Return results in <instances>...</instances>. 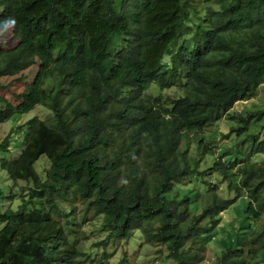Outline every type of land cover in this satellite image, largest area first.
I'll use <instances>...</instances> for the list:
<instances>
[{"label": "trees", "instance_id": "16d2710c", "mask_svg": "<svg viewBox=\"0 0 264 264\" xmlns=\"http://www.w3.org/2000/svg\"><path fill=\"white\" fill-rule=\"evenodd\" d=\"M7 26L0 79L37 68L16 105L0 96V123L49 115L17 126L15 156L12 131L0 140L20 193L0 213V264H137L124 249L137 230L175 264H202L208 247L216 264L260 263L264 102L234 106L264 84V0H0ZM223 117L222 137L206 136ZM240 198L248 222L230 217L222 237Z\"/></svg>", "mask_w": 264, "mask_h": 264}, {"label": "rangeland", "instance_id": "374dc122", "mask_svg": "<svg viewBox=\"0 0 264 264\" xmlns=\"http://www.w3.org/2000/svg\"><path fill=\"white\" fill-rule=\"evenodd\" d=\"M16 45V39L13 37L12 34V28L10 26H7L6 28L0 30V47L4 48H11ZM37 68V63L33 64L31 67L23 70L20 73H17L12 76H3L0 79L1 82V88H0V96L6 99L8 102L12 104H17L18 100L15 98V95L18 93H21L27 83L31 82L34 78L35 72ZM160 91L159 87L156 84H152L151 87L146 90V93H149L151 95H156ZM164 93H170L174 94L176 91L174 89H167L163 91ZM264 102V84L261 85L256 93V95L249 100L246 101H240L237 102L234 106V110H240L243 106H250L253 104L261 106ZM4 107V104L0 102V109ZM49 115V112L46 110L45 107L41 105H36L31 111L22 114L17 115L15 119L12 117V119L7 120L3 123H0V140L10 131H12V144L13 149L12 153H10L12 156L16 155L19 151L20 145H23V138H24V131L25 128H23L22 132H19L16 130L17 126L22 125L26 119L32 116H39L41 118H45ZM227 119L226 117H223L219 123H215L214 125L209 126V128L206 130L205 134L208 136V134H213L216 131H218L217 136L222 137V130H225V123ZM227 131V130H226ZM228 141L226 144L229 146L233 143V136H228L226 138ZM19 142H22V144H18ZM218 143V149L216 150V154L221 152L222 144ZM1 156V153H0ZM263 157L264 154L256 155V160L258 163L264 164V161L260 159ZM227 158V157H226ZM210 158L207 157L206 161L209 162ZM47 163L46 157L41 156L38 161L35 163V168L39 174H43L42 171V164ZM220 186V193L224 197H231V193H228V190L225 188V184L222 183L223 181L218 179L217 180ZM19 184L25 185V183L20 182ZM13 194V196H12ZM20 202V193L16 188L10 189V182L7 178V175L5 172L0 170V213L7 209L8 207H11L15 209L17 205ZM247 205V201L244 198L237 199L236 202L233 204V208L230 210H226V213L224 217L221 219V222L219 224V231H222V237L229 235L232 233V231L235 230L234 226H232V222L230 221V217H235L236 222L242 221L241 223L248 222L246 218V212L243 210ZM193 207V206H192ZM261 224V222H259ZM2 226V223L0 222V227ZM220 232L216 235V238L220 239ZM140 232L137 230L135 232L134 237H132L130 240H128L124 244V249L133 255L136 259L137 264H175V262L172 259L166 258V249L163 246L159 245H152V244H142L141 241ZM217 239V240H218ZM215 243L217 241H214ZM161 249V252H158V249ZM122 249L118 248V251L114 255V258H118L121 255ZM213 252L211 251V248H206L205 251V257L204 262L202 264H216L215 259L213 256ZM258 259L260 260L259 264H264V248H261V250L258 253Z\"/></svg>", "mask_w": 264, "mask_h": 264}, {"label": "clouds", "instance_id": "9594fccd", "mask_svg": "<svg viewBox=\"0 0 264 264\" xmlns=\"http://www.w3.org/2000/svg\"><path fill=\"white\" fill-rule=\"evenodd\" d=\"M12 23L14 24V23H15V21H12Z\"/></svg>", "mask_w": 264, "mask_h": 264}]
</instances>
